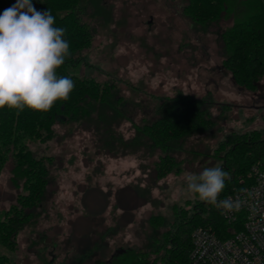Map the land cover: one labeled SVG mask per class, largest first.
<instances>
[{
	"label": "rangeland",
	"instance_id": "1",
	"mask_svg": "<svg viewBox=\"0 0 264 264\" xmlns=\"http://www.w3.org/2000/svg\"><path fill=\"white\" fill-rule=\"evenodd\" d=\"M78 12L91 43L75 73L112 85L124 103L113 125L117 139L131 141L134 126L158 118L162 99L180 94L209 99L212 125L178 142L175 163L156 180L159 150L145 147L112 158L86 126L56 124L49 140L29 144L35 158L51 157L52 184L20 231L15 251L7 253L14 264H103L116 252L149 250L176 214H189L201 202L187 192V173L220 166L221 144L231 133L258 130L264 136V89L238 90L221 67L218 33L230 22L202 31L184 16L181 0H81ZM11 167L8 161L0 172L3 208L16 192ZM151 218L163 225L155 228Z\"/></svg>",
	"mask_w": 264,
	"mask_h": 264
},
{
	"label": "trees",
	"instance_id": "2",
	"mask_svg": "<svg viewBox=\"0 0 264 264\" xmlns=\"http://www.w3.org/2000/svg\"><path fill=\"white\" fill-rule=\"evenodd\" d=\"M15 3L16 0H0V13ZM32 3L38 11L49 9L55 17L54 26L66 29L64 38L70 44L71 56L57 69V75L70 77L75 87L67 101H57L47 112L25 109L18 114L7 107L0 109V172L8 161L12 163L9 179L16 191L7 208L0 207V264L11 263L7 253L15 251L20 231L35 216L52 184L48 179L51 157L35 158L29 144L49 140L56 124L68 121L86 126L95 132L97 146L112 158L145 147L159 150L156 180L163 178L175 163L174 156L181 151L178 142L188 135H200L212 125L207 119V106L212 104L207 102L209 99L197 100L180 94L162 99L156 109L158 118L134 126L136 134L131 141L117 139L113 125L118 126L116 120L122 118L120 107L124 103L112 94V85L75 73V69L85 64L82 53L91 43L90 30L79 17L81 0H32ZM181 3L184 16L202 31L222 21L230 22L218 33L222 69L238 90L254 93L264 89V0H181ZM226 138L221 144L226 149L220 166L230 173V179L225 181L218 200L239 187L240 179H246L254 164L264 161V136L260 131L231 133ZM150 223L155 228L163 225L159 219L151 218ZM198 227L211 228L220 234L226 226L217 207L201 201L193 205L191 213L176 214L149 250L116 252L103 264H156V260L160 264H188L191 232Z\"/></svg>",
	"mask_w": 264,
	"mask_h": 264
},
{
	"label": "clouds",
	"instance_id": "3",
	"mask_svg": "<svg viewBox=\"0 0 264 264\" xmlns=\"http://www.w3.org/2000/svg\"><path fill=\"white\" fill-rule=\"evenodd\" d=\"M51 11H38L32 0L16 3L0 13V109L17 113L47 112L57 101H67L75 84L57 69L71 56L66 29L55 27ZM230 173L220 166L199 174L187 173V192L226 211L239 207L231 198L218 200Z\"/></svg>",
	"mask_w": 264,
	"mask_h": 264
},
{
	"label": "built area",
	"instance_id": "4",
	"mask_svg": "<svg viewBox=\"0 0 264 264\" xmlns=\"http://www.w3.org/2000/svg\"><path fill=\"white\" fill-rule=\"evenodd\" d=\"M239 183L220 199L231 198L239 207H217L226 226L220 234L200 227L191 232L188 264H264V161Z\"/></svg>",
	"mask_w": 264,
	"mask_h": 264
},
{
	"label": "flooded vegetation",
	"instance_id": "5",
	"mask_svg": "<svg viewBox=\"0 0 264 264\" xmlns=\"http://www.w3.org/2000/svg\"><path fill=\"white\" fill-rule=\"evenodd\" d=\"M261 107H262L261 109L264 110V106H261Z\"/></svg>",
	"mask_w": 264,
	"mask_h": 264
},
{
	"label": "crops",
	"instance_id": "6",
	"mask_svg": "<svg viewBox=\"0 0 264 264\" xmlns=\"http://www.w3.org/2000/svg\"><path fill=\"white\" fill-rule=\"evenodd\" d=\"M51 255V254H50ZM52 256V255H51Z\"/></svg>",
	"mask_w": 264,
	"mask_h": 264
}]
</instances>
